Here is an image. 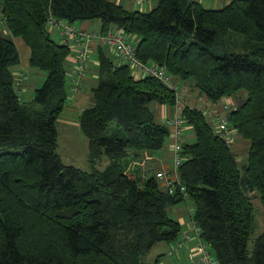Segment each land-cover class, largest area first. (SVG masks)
I'll return each mask as SVG.
<instances>
[{
	"label": "trees",
	"instance_id": "1",
	"mask_svg": "<svg viewBox=\"0 0 264 264\" xmlns=\"http://www.w3.org/2000/svg\"><path fill=\"white\" fill-rule=\"evenodd\" d=\"M227 3L207 9L193 0H158L143 12L110 0H0L8 31L30 50L29 66L45 72L33 100L23 102L13 73L20 53L0 34V264H147L143 258L156 244L180 238L181 224L168 208L187 199L220 264H264V233L250 247L257 230L253 193L264 211V0ZM51 17L72 25L98 20L102 33L121 30L136 37L137 58L165 66L181 91L191 84L214 104L233 98L226 101L234 107L231 142L203 110L182 109L194 136L182 142L186 197L169 195L133 163L172 136L151 105L170 107L173 117L175 91L155 78H136L101 46L94 104L78 119L90 162L107 157L110 164L85 171L62 162L57 122L68 102L72 50L51 37ZM236 135L249 142L242 166L231 148ZM128 157L132 163L124 164Z\"/></svg>",
	"mask_w": 264,
	"mask_h": 264
},
{
	"label": "rangeland",
	"instance_id": "2",
	"mask_svg": "<svg viewBox=\"0 0 264 264\" xmlns=\"http://www.w3.org/2000/svg\"><path fill=\"white\" fill-rule=\"evenodd\" d=\"M227 2H228V0H226V1L221 0L220 3H217V5L207 6L206 8L207 9H221L228 4ZM157 4H158V0L146 1L144 4L138 5V11L150 12L157 7ZM0 7H1V5H0ZM2 19H3V17H2L1 11H0V34L5 38H9V39L13 40L15 42L17 48H18L19 53H20L21 62L18 66L13 68L14 69L13 73H14V76H17V79H19L21 81L22 86L21 87L16 86V90H17L21 100L23 102L28 103V102H31L33 100L35 90L37 88H41L42 85L44 84V81H45V78L42 75H37L36 73L37 72L38 73H41V72L45 73V72L41 71L39 69H36V68H30L31 71L29 70V66H28V60H29V54H30L29 48L26 46V44L24 43V41L22 39L15 38L11 34H9L7 26L2 23ZM85 23H87V24H85ZM100 24H101L100 21L95 20V21H90V22L87 21V22L77 23L76 27L79 29L80 28L84 29V25H86V29H84V30H86V32L89 34H92V32H96L100 29L99 28ZM49 29L51 31V37L55 41L60 42L59 30L56 27H50ZM131 41L134 44L136 39H132ZM72 46H73V44L70 41L71 49H72ZM93 46L94 45H92V48L94 50ZM73 54L74 53L72 50V52L69 55L68 60H67V78H68V80L74 74V70H75V63H74L73 67H69V64H71V61H72ZM94 56L95 55L92 56L91 61L94 60V62H96L94 64V68L98 69L97 59ZM73 62H74V60H73ZM116 63H118V62H116ZM16 69H17V71H18V69H20L19 71L26 72V74H22L20 76V78H18V76H19L18 73L15 74V72H17V71H15ZM96 82H98V71L95 73V76H94V86L96 85ZM182 85L183 84H181V86ZM189 85H191V84H189ZM68 87H69V81H68V85H67V90H68ZM89 87H91V85H89ZM195 90L196 89L191 85L190 93L192 92L194 94ZM89 94L91 96H93L91 89H90ZM201 95L202 94L198 92V94H196V97L194 96L196 99V104H192V106H196L198 108L203 109V112L205 113L209 123L211 124L213 129L216 132H218L217 121L213 117L211 110L213 107L222 108L227 100H229V99L233 100V98H224L220 102H218L216 104V106H214V103L208 101L205 97H202ZM207 104H209V105H207ZM152 105H151V108H152ZM90 106H91V103L84 105V107L80 106L78 104L75 105L74 100L68 99L67 106H66L64 112L62 113L60 119L57 122V130H58L57 154L59 155L60 159L62 160V162L65 165H72V166H75V167L80 168V169L85 170V171H90L93 168H96L100 171H104L108 167V165L110 164V160L107 157H103L102 159L98 160L96 162V164H94V165L90 162V160H89V141H88L87 137L82 133L80 126H79V119L78 118H79L80 114L82 113L83 110H85L86 108H89ZM207 111H209V112H207ZM155 114H156V112H155ZM156 116H157L156 117L157 121L162 123V119H160L159 115L157 114ZM168 116L172 117V115H170V114ZM164 123L165 122L163 121V124ZM193 138H194V136H193V132H192L191 127L185 125L184 126V140L186 142H191V141H193ZM235 138H237V136H235ZM172 143H173L172 136L170 135L167 138L165 145H164L163 149L160 150V152L154 151V152H149V153H151L153 155H157V152H159L158 157H160L162 159H164V157H165L167 159V164L172 165V163H173L172 162L173 161L172 155H170L169 157H166V154H165V153H169L170 149L172 150ZM233 150L235 151V153L237 155V158L240 162L239 163L240 166L244 165L246 162L247 151L239 154V151H237L235 148H233ZM143 157H146V154ZM143 157H141L137 161H133V163H136V164L139 163V165H141L143 167L144 171L146 170V172L144 173L145 178L155 176L156 172L162 168V165L158 162H155V164L151 163V161H147ZM128 162L132 163L131 157H128L127 159L123 160L124 164H126ZM254 195H257V197L255 199H252V202H253L254 207H255L256 218H257V230H256L254 236L251 238V242H250L251 248L253 247L255 238L258 237L260 234L264 233V211L261 208L259 195L256 193H253V196ZM250 196H252V195H250ZM194 210H195V204L190 199H187L178 205L171 206L168 208L169 215L173 219H176L180 222L181 227H182V232L189 233L190 236H192V237L194 236V229L192 226L193 222L190 219L191 218L190 212H192ZM189 224H190V228H189ZM192 240H193L192 244H194V242L196 241L195 238H193ZM191 245H189L184 251L181 252V255H179V256H181V259L183 261L186 260L187 257L189 256V254L191 253V249H192ZM167 251H168V244L167 243H165V242L158 243L153 247V249L150 251V253L143 258V261L147 264H163L167 261H171L166 255ZM158 258H160V260H159V262H156V259H158Z\"/></svg>",
	"mask_w": 264,
	"mask_h": 264
},
{
	"label": "built area",
	"instance_id": "3",
	"mask_svg": "<svg viewBox=\"0 0 264 264\" xmlns=\"http://www.w3.org/2000/svg\"><path fill=\"white\" fill-rule=\"evenodd\" d=\"M137 5H142L150 0H135ZM56 27L59 30L60 42L63 45L70 47V41L73 44L71 50L76 51L75 70L71 76L68 87V99L74 100L80 93L84 81L88 77V68L93 54L92 45L97 44L111 52L112 58L118 64L128 66L136 78L151 77L161 81L164 85L175 91L176 106L174 108V116L166 117L165 123L172 130V157L173 163L169 169L159 170L155 174V178L169 195L178 194L182 197L187 196V187L180 179L179 168L185 161L182 153V142L184 140V119L181 112L184 109V95L180 90V85L175 81V78L168 72L165 66H159L154 63H144L136 56V47L132 43L129 36L123 31L112 29L107 33L94 32L89 34L81 31L75 25L68 23L65 20H57L50 18L47 23V28ZM71 48V47H70ZM110 55V56H111ZM19 80V79H18ZM21 81H16V85L20 87ZM216 106V104H214ZM233 104L226 102L222 109L213 107L211 112L217 121V129L220 134L228 141L233 140L234 132L229 128L228 114L233 110ZM209 112V111H207ZM149 159L148 156L145 158ZM194 236L183 232L180 239L168 244L167 257L171 261L163 264H220L219 260L214 257L211 252L209 243L201 238V230L193 221V211L190 212ZM193 238H195L194 244ZM192 244V245H191ZM191 245V253L186 260L181 259V252ZM177 259V260H176ZM176 260V261H175ZM175 261V262H174Z\"/></svg>",
	"mask_w": 264,
	"mask_h": 264
},
{
	"label": "crops",
	"instance_id": "4",
	"mask_svg": "<svg viewBox=\"0 0 264 264\" xmlns=\"http://www.w3.org/2000/svg\"><path fill=\"white\" fill-rule=\"evenodd\" d=\"M110 1H112V2H115V3H117V4H121V5H123L124 6V8L127 10V11H138V5L136 4V1L135 0H110ZM193 1H196V2H198V3H201L205 8L207 7V6H214V5H217V3H220V1L221 0H193ZM224 1H226V0H224ZM0 11H1V7H0ZM143 12H145V11H143ZM2 23L3 24H5L4 23V20L2 19ZM85 24H87V23H85ZM76 26V25H75ZM101 27V24H100V26H99V28ZM84 29H86V25H84ZM84 29H81L80 28V30L81 31H84V32H86V30H84ZM100 31V29L98 30V31H96V32H99ZM9 32V31H8ZM49 32L51 33V31L49 30ZM92 33H94V32H92ZM9 34H10V32H9ZM131 40L132 39H136V37H131L130 38ZM99 45H97V44H94V50H93V48H92V50H93V54H92V56L93 55H95L94 57H96V59H97V53H96V49H97V47H98ZM30 51V50H29ZM108 51V50H107ZM73 57H72V61H71V64H69V67H73L74 66V63H75V57H76V51L73 49ZM108 53H109V51H108ZM109 55H111V52L109 53ZM29 57H30V54H29ZM111 57H112V55H111ZM92 59V58H91ZM73 60H74V62H73ZM96 61V60H95ZM96 62H94V60L93 61H91V63H90V67L88 68V77H87V79L85 80V82H84V84H83V87H82V89H81V91H80V93H79V95L74 99V102H75V105H80V106H83L84 107V105H86V104H90L91 103V106L94 104V98H93V96H91L89 93H90V89H91V91H92V93H93V89H94V87L96 86H94V76H95V73L98 71V69H96V68H94V64H95ZM97 64H98V61H97ZM28 66H29V60H28ZM30 66H29V70H30ZM72 69V68H71ZM14 70V69H13ZM20 69H18V71H17V69L15 70V71H17V72H15V74L16 73H18V78H20V76L22 75V74H26V72H23V71H19ZM31 71V70H30ZM37 75H42L43 77L45 76V73H36ZM42 77V78H43ZM15 79H16V81H19L18 79H17V76H15ZM96 84H97V82H96ZM89 85H91V87H89ZM22 85L20 84V87H21ZM181 88H182V93H183V95H184V106H189V107H196V106H192V104H196V99H195V97H196V94H198V90L196 89L195 90V92H194V94L192 93H190V89H191V85H189V84H183L182 86H181ZM190 93V94H189ZM195 96V97H194ZM202 97H204L203 95H201ZM228 101V100H227ZM209 103V102H208ZM207 105H209V104H207ZM198 108V107H197ZM198 109H200V110H203V109H201V108H198ZM219 109L221 110L222 108H220L219 107ZM152 110L154 111V112H156V115L158 114L159 115V117H160V119H162V123H163V121L165 122V119H166V117H168V115L170 114H172V110L169 108V107H167V106H164V105H159V104H153L152 105ZM236 134V133H235ZM237 136V135H236ZM236 140V141H235ZM172 141H173V138H172ZM234 143H233V145H232V150H233V148H235L237 151H239V154H241L242 152H246L247 150H248V148H249V142L247 141V140H245V139H242L240 136H237V139H234ZM172 145H173V143H172ZM234 151V150H233ZM236 151V152H237ZM160 152V151H159ZM159 152H157V155H153V154H151V153H145L146 154V156H148L149 157V159H147V161H151V163H154L155 164V162H158V163H160L161 165H162V168L161 169H159V170H163V168L164 169H169L170 167H171V165L170 164H167V159L164 157V159H162V158H160V157H158V154H159ZM235 152V151H234ZM144 154V155H145ZM166 154V157H169L170 155H172V150L170 149L169 150V153H165ZM143 155V156H144ZM142 156V157H143ZM144 158H146V157H144ZM170 159V158H169ZM158 170V171H159ZM191 219V218H190ZM189 228H190V224H189ZM183 233V232H182ZM180 237H181V235H180ZM180 239V238H179Z\"/></svg>",
	"mask_w": 264,
	"mask_h": 264
}]
</instances>
